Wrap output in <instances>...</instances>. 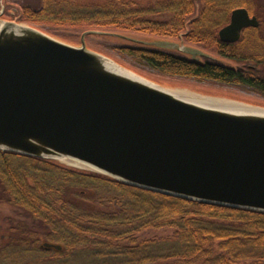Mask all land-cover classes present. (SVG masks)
Returning <instances> with one entry per match:
<instances>
[{
  "label": "trees",
  "instance_id": "16d2710c",
  "mask_svg": "<svg viewBox=\"0 0 264 264\" xmlns=\"http://www.w3.org/2000/svg\"><path fill=\"white\" fill-rule=\"evenodd\" d=\"M11 3L6 0L5 16L55 35L59 26L182 35L237 65L209 58L199 62L175 50L93 34L122 39L106 44L160 73L264 94V2L42 0L38 7L21 3L15 8ZM237 7H246L260 25L247 27L236 42H224L218 31ZM0 201L32 220L12 221L0 231V264L12 261L13 251L24 264H264V212L145 189L55 159L0 149Z\"/></svg>",
  "mask_w": 264,
  "mask_h": 264
},
{
  "label": "water",
  "instance_id": "95a60500",
  "mask_svg": "<svg viewBox=\"0 0 264 264\" xmlns=\"http://www.w3.org/2000/svg\"><path fill=\"white\" fill-rule=\"evenodd\" d=\"M3 12L1 150L55 159L185 199L264 212V111H232L176 95L90 49L85 37L117 35L157 47L174 42L89 29L74 45ZM258 25L256 15L237 7L218 34L235 42L244 28ZM175 47L199 62L236 65L199 48ZM107 60L135 75L112 69Z\"/></svg>",
  "mask_w": 264,
  "mask_h": 264
},
{
  "label": "rangeland",
  "instance_id": "374dc122",
  "mask_svg": "<svg viewBox=\"0 0 264 264\" xmlns=\"http://www.w3.org/2000/svg\"><path fill=\"white\" fill-rule=\"evenodd\" d=\"M8 1L12 2L11 3L12 8H15L17 5H19L21 3L22 4H28V5H31L33 7H36V6L38 7L42 2V0H8ZM85 1H103V0H85ZM148 1L155 2L157 0H146V2H148ZM258 1H259V3L264 2V0H258ZM5 2H6V0L3 1V3L5 4V9H6V7L8 8L9 6H7V4ZM0 3H1V0H0ZM10 10H11V8H10ZM6 17L9 18L8 16H5V18ZM20 22L25 23V24H29V25H33V24L26 22V21H20ZM33 26L41 28L39 25H33ZM76 28L77 27L59 26L56 28L58 34H56V35L52 34V35L57 37L58 39H61L65 42H68L70 44L80 45L81 44V37H82V34L84 33V30L76 29ZM91 29H95V28H91ZM126 35H129L131 37H135L138 39H142V40L147 41V42L157 41V40H161V39H167V40H170L174 43L166 44L165 45L166 47H163V46H160V47H163L165 49L168 48V49H172V50L177 51L178 49H177V47H175V42H176L178 44L188 45L190 47L202 49L205 52H207V53H209V54H211L217 58L225 59V58L221 57L212 48H207V47H204L203 45L186 41L184 36H182V35L175 37V38L159 37V36H155L152 34H142V33H135V32H128V33H126ZM85 40H86L87 46L90 49L102 52V53L112 57L113 59H115L116 61H118L119 63H121L122 65H124L125 67H127L129 69L135 70L134 65H136L137 67L139 66L138 68H140V67L144 68L145 72L140 73L137 70H135V71H137L138 73L160 83L161 85H163L165 87H168L171 89L186 90V91L196 93V94H200L203 96H212V97L230 99L233 101H241V102H244V103L249 104V105L264 107V94H260L256 91H253V90L245 88V87L215 82L212 80L198 79V78H193V77L189 78V77L166 75V74L160 73L157 70L151 69L150 67H148L146 65L141 64L140 62L135 60L130 55L122 54L121 52H119L120 50L118 51V49L115 48L114 44H110V45H112L111 47H110V45L108 46L106 44L107 41H108V43L109 42L110 43H121L122 39H119L116 37L105 38V37L100 36V35H88V36H86ZM152 43H154V42H152ZM152 45L157 46L155 44H152ZM225 60L230 61V62L237 65V62H235V61L228 60V59H225ZM19 219L24 220L28 224L32 223V220L29 217H27L26 215L22 214L18 208L14 207L13 205H11L10 203H8L6 201H0V231L1 230H3V231L7 230V228H9V226L14 223L12 221L16 222V220L19 221ZM153 233H156V232H153ZM157 233L158 234H165L166 232L159 231ZM148 234H152V232L148 233ZM12 254L16 255V257L15 258L12 257V261L8 262L9 264H24L26 262L25 258L22 255L19 256V254L15 253L14 251L12 252ZM31 255L34 256L32 253H31Z\"/></svg>",
  "mask_w": 264,
  "mask_h": 264
},
{
  "label": "bare ground",
  "instance_id": "6f19581e",
  "mask_svg": "<svg viewBox=\"0 0 264 264\" xmlns=\"http://www.w3.org/2000/svg\"><path fill=\"white\" fill-rule=\"evenodd\" d=\"M1 26H2V23H0V27ZM107 65L114 70H117V71H120V72H123L126 74H130V75H135L131 71L120 67L118 64L114 63L113 61L107 60ZM171 91L174 92L176 95L192 99V100H194L198 103H202L204 105L218 106V107H221L224 109H230L232 111H239V112L254 111V110L255 111L256 110L264 111V109H262V108L248 106V105L243 104L241 102L232 101V100H228V99L203 96L200 94L192 93V92H189L186 90H181V89H175V90H171Z\"/></svg>",
  "mask_w": 264,
  "mask_h": 264
},
{
  "label": "flooded vegetation",
  "instance_id": "af4514ba",
  "mask_svg": "<svg viewBox=\"0 0 264 264\" xmlns=\"http://www.w3.org/2000/svg\"><path fill=\"white\" fill-rule=\"evenodd\" d=\"M257 18H258V17H257ZM258 20H259V18H258ZM259 25H260V20H259ZM259 25H258V26H259ZM258 26H256V27H258ZM249 27H250V26H249ZM246 28H247V27H246ZM246 28H244L243 31H244ZM219 30H220V29H219ZM243 31H242V34H243ZM218 32H219V31H218ZM241 37H242V35H241ZM237 41H238V40H237ZM235 42H236V41H235ZM1 236H2V235H1Z\"/></svg>",
  "mask_w": 264,
  "mask_h": 264
}]
</instances>
